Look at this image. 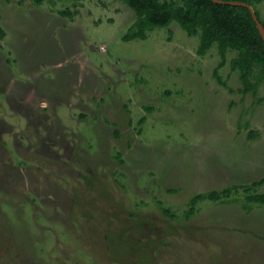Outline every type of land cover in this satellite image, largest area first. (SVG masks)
<instances>
[{"label":"rangeland","instance_id":"rangeland-1","mask_svg":"<svg viewBox=\"0 0 264 264\" xmlns=\"http://www.w3.org/2000/svg\"><path fill=\"white\" fill-rule=\"evenodd\" d=\"M135 19L0 0V264H264L243 190L186 214L264 178V85L243 92L231 51L218 80L216 46L177 22L125 40Z\"/></svg>","mask_w":264,"mask_h":264},{"label":"trees","instance_id":"trees-1","mask_svg":"<svg viewBox=\"0 0 264 264\" xmlns=\"http://www.w3.org/2000/svg\"><path fill=\"white\" fill-rule=\"evenodd\" d=\"M239 1L251 5L260 22L264 26L255 5L262 0H221ZM135 12L136 19L128 29L125 40L146 38L147 30L154 27H168L177 22L190 36L199 37L198 54L204 55L216 46L220 62L214 70V76L220 80L219 71L227 63V53L235 52L229 64L232 70L238 71L243 92L256 93L260 85H264V40L257 28L250 10L244 6L216 3L213 0H124ZM73 13L61 12V15ZM6 32L0 24V39ZM221 81V80H220ZM222 82V81H221ZM149 109V108H148ZM264 183V178L250 184L237 185L222 191L209 194H197L190 200V216L199 200L210 198L219 200L228 198L234 191L245 193L246 209L250 204L264 205V192H252ZM164 212L169 213L168 210Z\"/></svg>","mask_w":264,"mask_h":264},{"label":"water","instance_id":"water-1","mask_svg":"<svg viewBox=\"0 0 264 264\" xmlns=\"http://www.w3.org/2000/svg\"><path fill=\"white\" fill-rule=\"evenodd\" d=\"M213 1L216 2V3H220V4H229V5L247 7L250 10V12L252 14V17H253L254 21L256 22L257 28H258V30H259V32H260V34H261V36H262V38L264 40V26L260 22L259 18L257 17V15L255 13L254 8L251 5H249V4L245 3V2H239V1H221V0H213Z\"/></svg>","mask_w":264,"mask_h":264}]
</instances>
